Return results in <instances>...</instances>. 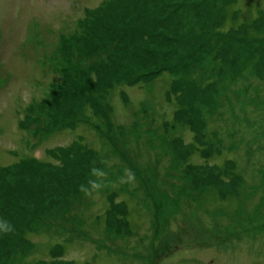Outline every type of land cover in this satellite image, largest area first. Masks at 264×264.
Segmentation results:
<instances>
[{
  "label": "rangeland",
  "instance_id": "rangeland-1",
  "mask_svg": "<svg viewBox=\"0 0 264 264\" xmlns=\"http://www.w3.org/2000/svg\"><path fill=\"white\" fill-rule=\"evenodd\" d=\"M224 1L0 0V264H264V0Z\"/></svg>",
  "mask_w": 264,
  "mask_h": 264
},
{
  "label": "clouds",
  "instance_id": "clouds-1",
  "mask_svg": "<svg viewBox=\"0 0 264 264\" xmlns=\"http://www.w3.org/2000/svg\"><path fill=\"white\" fill-rule=\"evenodd\" d=\"M125 171H126V174L128 175L129 180L134 179V175L130 173V170L126 169ZM92 174L93 175H104V173L99 172V170L97 169H93ZM89 184H91L94 190L99 189L101 187V185L97 183L96 181H89ZM81 191H84L86 195H91V192L83 185L81 186ZM14 230H15L14 225H12L10 222L6 220H0V233L6 235L8 233L13 232Z\"/></svg>",
  "mask_w": 264,
  "mask_h": 264
},
{
  "label": "trees",
  "instance_id": "trees-1",
  "mask_svg": "<svg viewBox=\"0 0 264 264\" xmlns=\"http://www.w3.org/2000/svg\"><path fill=\"white\" fill-rule=\"evenodd\" d=\"M226 2H227V1L225 0V1H224V4H225ZM226 5H227V4H226ZM230 5H231V4H228L227 6L230 7ZM228 9H229V8H226V12H227V13H228ZM171 71H172V73H174L172 68H170V72H171ZM130 83L134 84L132 81H129V84H130ZM166 97H167V94H166ZM167 99H168V98H167ZM168 100H169V99H168Z\"/></svg>",
  "mask_w": 264,
  "mask_h": 264
}]
</instances>
